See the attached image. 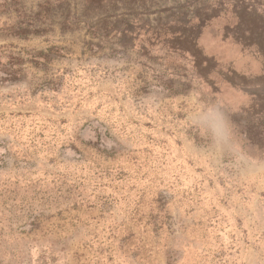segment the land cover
<instances>
[{
    "label": "rangeland",
    "instance_id": "obj_1",
    "mask_svg": "<svg viewBox=\"0 0 264 264\" xmlns=\"http://www.w3.org/2000/svg\"><path fill=\"white\" fill-rule=\"evenodd\" d=\"M0 264H264V0H0Z\"/></svg>",
    "mask_w": 264,
    "mask_h": 264
},
{
    "label": "clouds",
    "instance_id": "obj_2",
    "mask_svg": "<svg viewBox=\"0 0 264 264\" xmlns=\"http://www.w3.org/2000/svg\"><path fill=\"white\" fill-rule=\"evenodd\" d=\"M195 123L205 131L214 146L230 143L236 136L230 117L215 103L205 105L196 115Z\"/></svg>",
    "mask_w": 264,
    "mask_h": 264
},
{
    "label": "trees",
    "instance_id": "obj_3",
    "mask_svg": "<svg viewBox=\"0 0 264 264\" xmlns=\"http://www.w3.org/2000/svg\"><path fill=\"white\" fill-rule=\"evenodd\" d=\"M247 134L249 135V139L253 140V138L250 137V131H248Z\"/></svg>",
    "mask_w": 264,
    "mask_h": 264
}]
</instances>
